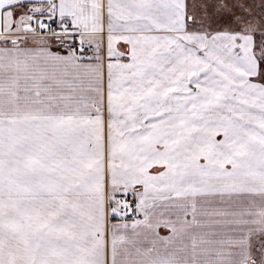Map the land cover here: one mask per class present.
<instances>
[{"label":"snow or ice","instance_id":"snow-or-ice-1","mask_svg":"<svg viewBox=\"0 0 264 264\" xmlns=\"http://www.w3.org/2000/svg\"><path fill=\"white\" fill-rule=\"evenodd\" d=\"M0 264H264V0H0Z\"/></svg>","mask_w":264,"mask_h":264}]
</instances>
